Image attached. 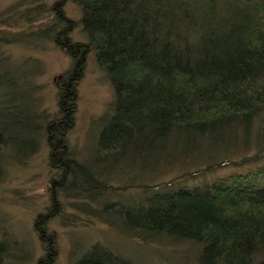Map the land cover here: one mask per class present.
Returning <instances> with one entry per match:
<instances>
[{"label":"trees","instance_id":"trees-1","mask_svg":"<svg viewBox=\"0 0 264 264\" xmlns=\"http://www.w3.org/2000/svg\"><path fill=\"white\" fill-rule=\"evenodd\" d=\"M69 1L81 7L88 42L71 36L76 22L65 11ZM51 7L55 18L35 35L53 39L74 66L59 78L60 118L48 125L50 157L57 183L77 188L76 207L83 210V199L111 188L98 163L79 161L68 141L94 49L116 92L114 114L105 117L98 138L110 169L133 163L158 171L167 156L239 150L208 156V165L189 173L191 184H144L128 203L96 208L99 218L142 241L196 244L192 264H264V0H56ZM19 40L0 34V42ZM8 57L0 50V169L3 151L27 130V118L12 115L23 78L9 70ZM218 167L230 173L219 176ZM60 200L36 220L47 251L41 264H54L58 251L46 224ZM8 250L0 241V264H7ZM76 264L135 263L95 243Z\"/></svg>","mask_w":264,"mask_h":264},{"label":"rangeland","instance_id":"rangeland-1","mask_svg":"<svg viewBox=\"0 0 264 264\" xmlns=\"http://www.w3.org/2000/svg\"><path fill=\"white\" fill-rule=\"evenodd\" d=\"M55 1L0 0V34L20 39L11 44L0 42V50L9 55V70L15 68L23 78L21 101L12 115L18 119L27 118L26 133L21 134L20 139L16 138L1 155L0 241H4L9 249L7 264H41L47 251L36 229V220L39 214L50 212L55 198L62 200L60 205H55L53 216L46 224L57 240L54 264H76L95 243L135 264H189L200 250L196 244L147 242L132 234H120L99 218L96 208H102L109 202L128 203L132 194L144 184L170 180L174 182L171 187L191 184L189 173L208 165V156L231 157L239 150L225 152L215 149L198 159L167 156L165 166L158 171L153 167L144 170L141 164L133 163H120L110 169L105 158L102 159L107 155L98 149V138L104 127L103 121L114 114L116 92L108 71L99 65L93 49L87 56L79 83L76 119L68 141L71 153L79 161L92 166L98 163L102 182L111 184V188H104L96 199H83L87 205L83 210L78 209L73 201L77 188L75 190L72 183H57L59 172L51 161L48 133L50 121L54 117L60 118L57 114L59 78L73 68L74 59L53 39L35 35L55 18V12L51 10ZM65 11L76 22L71 33L73 40L88 42L89 34L81 23V7L69 1ZM216 172L219 176L230 173L220 171L219 167ZM63 188L71 193L59 192Z\"/></svg>","mask_w":264,"mask_h":264},{"label":"bare ground","instance_id":"bare-ground-1","mask_svg":"<svg viewBox=\"0 0 264 264\" xmlns=\"http://www.w3.org/2000/svg\"><path fill=\"white\" fill-rule=\"evenodd\" d=\"M135 240V239H134ZM155 244L153 243V246H154ZM157 245V244H156ZM121 254V253H120ZM58 257V256H57Z\"/></svg>","mask_w":264,"mask_h":264}]
</instances>
